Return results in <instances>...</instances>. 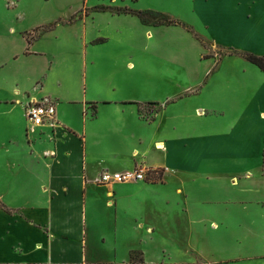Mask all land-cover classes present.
<instances>
[{"label":"rangeland","instance_id":"rangeland-1","mask_svg":"<svg viewBox=\"0 0 264 264\" xmlns=\"http://www.w3.org/2000/svg\"><path fill=\"white\" fill-rule=\"evenodd\" d=\"M138 11L159 12L167 17L166 21L176 24L159 25L153 14H148L150 22L143 24L135 15ZM249 54L264 59V0H0L1 169L21 161L27 154L26 140L43 133V129H31L24 110L33 102L47 100L56 105L50 98H41L45 90L59 95L57 104H62V112L74 129L85 127L82 120L88 116L80 107L68 108L66 103L68 98L79 97L88 70L94 82L115 74V91L105 97L116 102L131 101L127 103L150 122L158 119L161 105L176 93L174 86H193L191 94L168 104L164 116L179 122L175 125L181 130L211 137L215 157L221 153L219 146L227 154L236 151L242 155L236 149L242 144L252 156L246 164L233 157L231 167L239 178L255 184L250 170L264 176V72L247 60ZM56 109L58 120L57 105ZM102 114L117 120L131 117L116 109H103ZM144 134L149 137L148 131ZM133 142L137 144V140ZM159 143L148 158L165 166L137 168L146 170V181L131 184L151 187L152 211L146 221L152 231L149 236L143 235L145 238L138 237L142 243L136 239L130 248L135 254L124 264H260L256 249L264 246V236L251 234L245 227L261 229L262 205L253 203L244 209L239 202L248 197L241 198L238 188H233L232 197L238 202L220 206L212 196L227 199V195L215 191L223 183L201 184L199 174L194 173L193 180L202 191L199 203L204 206L205 199H209L218 204L213 205L215 209L231 206V219H226L227 224L210 223L212 231L204 233V238L188 234L178 222L180 216L167 210L159 193L169 171L167 160L176 163L175 157H165L163 143L158 149ZM194 152L191 150L193 157ZM42 156L54 155L43 152ZM199 167L193 166L201 173ZM227 172L224 177L228 185L231 175ZM216 176L209 172L204 177ZM8 184V179L2 178L0 191ZM233 184L236 186V179ZM249 197L262 199L257 194ZM170 205L176 209L174 198ZM114 220L107 210L94 217L97 229L107 232L105 238L109 239V245L101 237L90 239V247L100 259L97 263H114L124 252L122 243H115L112 236ZM189 240L195 244L194 249ZM243 248L250 253L242 252ZM247 254L251 260L242 258Z\"/></svg>","mask_w":264,"mask_h":264},{"label":"crops","instance_id":"crops-1","mask_svg":"<svg viewBox=\"0 0 264 264\" xmlns=\"http://www.w3.org/2000/svg\"><path fill=\"white\" fill-rule=\"evenodd\" d=\"M13 62L15 63L14 60ZM115 77V74H110L98 80L96 78L97 82H94L89 79V71L86 70L79 97L68 98V108L80 107L83 115L88 116L86 120H82L85 125L82 130L74 129L64 116L62 104H57L58 94L55 96L45 90L46 94L41 96L57 102L59 126L54 131L42 128L41 135L39 133L33 140H26L27 154L21 161L15 159L14 163L5 166L6 169H1L0 166V180L5 177L9 183L0 191V264H102L97 263L100 259L94 255L90 239L101 237V241L109 245V239L105 238L107 232L100 233L94 221V217L105 210L115 219L112 234L115 243L121 242L124 248L121 258H115V262L111 264L127 262L130 259L128 253L134 247L136 239L138 241V237L149 236L152 231V226L146 221L147 215L152 211L151 187L104 186L95 179L105 170L123 172L140 167L165 166L149 161L148 156L156 149L157 142H160L157 144L158 149H162L164 144L165 157L171 155L176 160L173 165L168 160L166 162L169 171L165 176L166 183L159 191L161 198H164L162 202L168 211H174L177 217L180 216L178 222H182L188 234H200L204 238V233L208 235L212 231L210 223L220 225V221H230L231 206L223 205L229 208L215 209L213 205H232V202H238V198L232 197L233 188H238L241 198L248 197L240 199L239 203L244 209H248L253 203L262 205L260 208L264 220V176H256L255 171L250 170L248 173L252 181H256L252 184L246 178H239V174L233 173L231 167L234 159L244 164L249 162L248 158L252 155L244 146L239 143L236 148L237 153L242 155L235 154L236 151L227 154L223 146H219L221 153L215 157L211 137L195 134L192 130H181V126L175 125L179 122L168 120L164 116L168 104L191 94L193 86H174L172 90L176 93L170 100L165 98L167 103H161L163 105L158 119L150 122L138 114L134 105L127 103L131 101L116 102L105 97L115 91ZM92 104H96V114L90 110L89 106ZM103 109L128 112L131 117L111 119L102 114ZM147 131L149 137L144 134ZM133 139L137 140L140 148ZM186 147L189 149L185 152L183 149ZM191 150L195 151L194 157ZM43 152L54 156L46 158L42 156ZM216 160L220 162H213ZM194 165H199L202 172L198 173L193 168ZM4 171L6 176L3 175ZM227 171L231 175L228 185L224 177ZM209 172L217 173L218 176L206 179L204 176H208ZM194 173L199 174L201 184L223 183L222 188L226 186L229 191L224 188H215V191L227 195V199L212 196L217 199L218 204L205 199L206 205L202 206L199 203L202 191L198 182L193 180ZM234 179L237 180L236 186L233 184ZM250 194H257L262 199L250 198ZM173 198L177 204L176 209L170 208V200ZM2 206L11 213L3 210ZM245 231L264 236V222L261 229L245 227ZM124 235L131 236V239ZM187 243L190 248H195L192 241ZM241 251L250 253L244 248ZM244 257L252 259L250 254L242 256ZM221 259L222 257L219 258ZM256 259L264 264V246H257Z\"/></svg>","mask_w":264,"mask_h":264},{"label":"built area","instance_id":"built-area-1","mask_svg":"<svg viewBox=\"0 0 264 264\" xmlns=\"http://www.w3.org/2000/svg\"><path fill=\"white\" fill-rule=\"evenodd\" d=\"M26 118L34 131L39 128L55 129L59 126L56 105L46 100L43 103H30L25 110ZM95 181L104 186L131 185L145 183L146 170L134 169L123 172L103 171Z\"/></svg>","mask_w":264,"mask_h":264},{"label":"trees","instance_id":"trees-1","mask_svg":"<svg viewBox=\"0 0 264 264\" xmlns=\"http://www.w3.org/2000/svg\"><path fill=\"white\" fill-rule=\"evenodd\" d=\"M148 14H153L155 17L156 20H158L160 23H158L159 25H173V24H176V22L174 21H166L167 20V17L163 16L161 13L159 12H154V11H147V12H144V11H138L135 13V15H137L140 19V21L143 23V24H148L150 21H149V18H147ZM164 20V21H162ZM30 44V43H29ZM247 60L254 64L255 66H257L258 68L261 69V71L264 72V59L262 58H259V57H256L255 55H252V54H249L247 56ZM94 104L91 105V107L94 109V112L93 114H96V107H93ZM92 109V110H93ZM47 128V127H46ZM39 129H42V128H39ZM47 129H50V130H55V129H51V128H47ZM149 175H154V173L152 174H149ZM157 180V179H155ZM3 207V210H5L7 213H11V211L9 209H7L5 206H2ZM135 253L132 252L131 253V259L133 258V255Z\"/></svg>","mask_w":264,"mask_h":264}]
</instances>
